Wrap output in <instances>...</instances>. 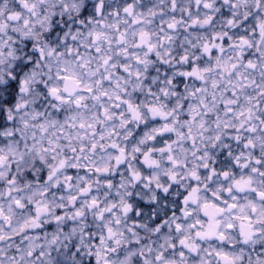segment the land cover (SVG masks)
Wrapping results in <instances>:
<instances>
[{
  "label": "flooded vegetation",
  "instance_id": "obj_1",
  "mask_svg": "<svg viewBox=\"0 0 264 264\" xmlns=\"http://www.w3.org/2000/svg\"><path fill=\"white\" fill-rule=\"evenodd\" d=\"M151 1L146 0L147 8L140 11H121L124 18L102 17L104 11L100 18L94 14L89 20L90 25L96 22L94 32H104L102 26L110 29L111 42L116 44L107 46L105 52L93 46L82 48L80 57L83 61L88 56L85 62L96 72L89 74L84 69L80 81H138L142 75L131 72L133 64L142 69L149 62L178 65L173 77L174 111L150 110L146 100V106L111 107L114 159L128 172L132 161H138V172L147 176L138 173L141 178L135 182L143 180L145 185L139 191L148 200L93 202L86 206L83 149L60 155L68 163L77 162L76 174L74 165L60 170L77 178L76 199L61 201L52 200V185L38 177L35 170L27 185L17 169L0 156V264H96V258L98 264H264L261 155L254 159L253 176H234L239 158H244V145H264V0H158L159 9L150 8ZM29 2L0 0V24L7 27L13 23L17 27L33 22L36 27L35 19L43 2ZM26 7L30 10L22 15L18 9ZM82 27L86 30L83 23ZM190 37L198 50L188 54L187 60L180 56L179 44ZM171 41L172 45L177 42L173 60L149 56L154 50L167 54ZM33 47L34 42L30 43ZM59 58L62 67L53 69L49 65L47 81L70 80L64 67L66 60ZM202 61L209 62L214 73L200 74ZM186 62L189 69L182 68ZM229 63L237 66V74L228 72ZM59 70L61 74L57 73ZM148 77L156 75L143 78ZM157 77L164 80V74ZM163 92L159 88L162 97ZM140 112L142 119L134 120L132 113ZM144 116L149 120L144 121ZM138 128L155 129L149 140L167 136L169 143L156 149L133 148L134 129ZM149 134L140 133L141 137ZM179 161L199 163L190 179L191 188H179L185 181L176 180L164 170L160 182L151 184L148 173L160 164L167 166V162L175 169ZM228 162L232 170H228ZM51 166L46 164L47 172ZM179 167L183 172L186 164ZM117 176L118 182H125L124 196L130 198L133 191L127 185L128 176ZM246 182L249 185L244 190ZM176 188L181 197L172 194ZM62 189L66 193L70 187ZM249 193L251 200L243 202ZM201 196H205V201H200ZM249 202L253 207L247 216L244 204ZM206 208L204 216L202 211ZM245 228L251 235L247 240L243 237ZM103 241L112 250L107 246L101 249Z\"/></svg>",
  "mask_w": 264,
  "mask_h": 264
},
{
  "label": "trees",
  "instance_id": "obj_2",
  "mask_svg": "<svg viewBox=\"0 0 264 264\" xmlns=\"http://www.w3.org/2000/svg\"><path fill=\"white\" fill-rule=\"evenodd\" d=\"M24 1L29 2V0ZM82 1L86 0H73L71 6L68 4L69 9L65 18L73 16L75 14L73 13L74 10H80L78 3ZM105 1L108 0H103L100 6L93 5L91 8H89L86 3L80 11V13H82L80 14L82 21L87 22L91 10L96 11L97 9H105L109 11H120L121 9L130 8L131 4L139 10L147 8L143 6L144 0H142V3H139L141 2L140 0H109L104 4ZM53 2L61 3L57 0H53ZM172 3L173 2H171V4ZM62 4L63 2L61 5ZM48 7L54 9L56 6L53 4ZM48 7L40 10L39 16L35 19L36 27H34L33 22L22 23L17 27H0V109L3 108L4 110L0 112V155L3 156L8 165L12 168L16 167L19 160L29 161L31 169H27L25 172H20L18 170L19 178L22 182L29 185V179L33 177L32 173L34 171L33 167L35 161L38 164L35 169L38 168L39 177L44 178L46 181L49 176V173L46 171V164L51 163L54 165L59 158H61L60 155L66 151L76 154L80 149H83V184L86 187L98 186L97 192L102 196L103 192H106L105 190L108 185V189H110L112 188L111 186L117 182L115 171L118 168L115 167V164L117 163L118 165L119 162L113 161L111 155L112 147L110 146V141L113 139L111 138V132L114 128L111 125L113 121L112 115L109 114L110 117L107 119L108 122H110V130L108 133L107 131H105V133H98L94 128L97 129L99 126L94 122L92 123V127H90L91 122L94 120H91L90 117H92L94 111H92L88 118L86 115V119L80 121V118H77V121H74L67 117L78 115L81 111L74 109L69 111L66 109L51 110L49 108L50 106L58 105L55 101L51 102L49 93L55 91L60 81L46 80V70L49 65L44 67L43 63L49 58V51H54V57L51 56V66L53 69L57 66L61 68L59 57L63 56L64 49H62V46H65L64 43H69V40H73V44L77 45L78 35L79 39L82 35L80 31L71 29L74 26L73 23L68 25L72 30L70 32H67L68 30H63L61 25L58 27L59 30L53 32L52 24L56 25V21L51 20ZM156 7L157 5H155V8ZM166 8L169 7L166 6ZM60 12L62 13V11ZM107 16L111 15L107 13ZM116 16H118V14ZM50 23L51 26H49ZM117 25L120 26L119 24ZM123 27L128 28L129 26ZM121 31L124 32L125 30L122 28ZM90 34H93V32L88 31L82 37V39H84L82 45L85 46L83 49L88 48L90 45V39L85 41ZM110 38L112 37L109 35L106 41L103 42L102 50L107 48L108 44H116V42H111ZM182 39H185V36L182 37ZM32 42H34V47L30 48V43ZM190 42L191 37L190 39L180 42L179 51L181 57L188 56L190 52ZM36 44L38 45L36 46ZM170 44L171 48H169V52L167 53V51H165L167 54L161 55L160 51H155L154 54L149 56L173 60L175 57L174 54L177 52V42L172 45L171 41ZM65 59L66 57H64V60ZM39 61L43 62L39 63ZM132 66L133 69L131 72L140 76L142 75L140 79H143L144 75L147 74L156 75L155 78L148 77L141 81L142 84L148 82V90H157L162 81L166 92H173L175 89V86H171L170 83L174 82L173 77L178 73V65H174V63L158 64L156 62H149L145 69L137 67L135 64ZM227 68L228 72H237L235 65H228ZM83 72L82 70V73ZM198 72L203 75L214 73L211 64L207 61H202L200 63ZM57 73L61 74V71L59 70ZM88 73L96 72L92 70ZM191 73L194 72L191 71ZM161 74H164V80L157 77ZM135 82L136 81H133L130 84L127 88V94H125L129 98V103L132 104V106L140 105L141 100L145 98L144 90H146V88L142 89V84L139 85ZM42 84H44V86H42ZM100 88L101 87H98V89ZM111 93H113L112 90H110V94ZM120 93L122 92L120 91ZM171 95L172 93H169L172 99L173 96L171 97ZM64 105L78 106V103L68 102ZM173 106L174 103L172 102L171 107ZM18 107H21V109L18 110ZM89 111L90 110L86 111L85 114ZM11 112H13V114H11ZM95 112L99 113L100 110L96 109ZM11 118L12 120L8 121ZM102 120L103 123L106 122L105 119ZM82 125H85L83 127L85 128L83 132L80 131ZM91 128L94 131L93 136H90ZM137 130H139V128ZM139 139V137L133 136V142ZM75 160H77V158H75ZM106 161H108V164L105 163ZM72 164L75 165L74 174H76L77 163L74 162ZM71 176L72 175H68L67 178ZM49 178H51V182L53 186H55L56 177L50 175ZM39 180L41 181V179ZM61 181V179L57 180L58 183H61ZM75 182V187H77V178ZM61 196L62 194L60 197ZM84 197H87L85 192Z\"/></svg>",
  "mask_w": 264,
  "mask_h": 264
},
{
  "label": "rangeland",
  "instance_id": "obj_3",
  "mask_svg": "<svg viewBox=\"0 0 264 264\" xmlns=\"http://www.w3.org/2000/svg\"><path fill=\"white\" fill-rule=\"evenodd\" d=\"M58 2H63V4L61 5V3H54L53 0H46L45 6H43L44 9H46L49 5H55L56 7L54 9L49 8L48 10L50 11V18L51 20L56 21L55 24H52L53 27V32L59 30V25H61V28H63V30H68L67 32L72 31L71 29H75L76 31H80V33L83 31L81 29L82 26V17L78 16L82 13H80V11L82 10V8L84 7V5L87 3L88 7L91 8L93 5H100L102 3V0H86V1H82L79 2V9L80 10H74L73 13H75L73 16L68 18H65L66 14L68 13V4L69 6L72 5L73 0H57ZM23 2H27V1H23ZM30 2H28L29 4ZM27 4V3H26ZM166 5H164L165 7ZM27 8V7H26ZM25 8V11H26ZM42 8V9H43ZM64 9V10H63ZM159 9V6L158 8ZM163 9V8H161ZM33 10V9H32ZM54 11V12H51ZM62 11V13L60 12ZM78 14V15H77ZM12 15V14H9ZM47 15V13H46ZM48 16V15H47ZM75 24L71 29L68 27L69 24ZM1 25V24H0ZM81 25V26H80ZM49 26H51V23L49 24ZM2 27V26H0ZM52 32V33H53ZM66 32V33H67ZM66 35V34H65ZM64 35V36H65ZM92 36L91 41L93 40ZM77 40V38H76ZM74 41L73 40H69V43H64V47L62 46V49H64L63 51V57H66V65L65 70H66V75L68 77V79L77 81V83H79L82 87H83V94L81 95L80 99L78 100L82 106L80 108H77V110L82 111L81 114L78 115H71L68 116L67 118H71L74 121H77V118L80 117V121H82V117L83 119H86V115L87 118L91 115L92 111H94V113L92 114L91 120H93L90 124V127H92V123L94 122L97 126H99V128H94L96 130V132L98 133H105V131L110 130V122H108V118L109 116V111H110V106H117V103L113 104V99H116V96L119 94L118 93V89L112 91L113 93L110 94V86L109 84H105L103 82H99V81H80V79H82V77L80 76V74L82 73V70L87 69L88 72L94 70V67H90L88 66L89 64H86L85 60L88 59V56H85V59L80 60L81 58V50H82V46L80 44V40H79V35H78V43L77 45L73 44ZM38 44H36L37 46ZM99 48H101V46H99ZM55 52L54 51H49L48 56L49 58H47L46 61H44V67H46L47 65L51 66V56L54 57ZM73 59H77L78 63H75L73 61ZM41 61H39L40 63ZM91 63H93V61H90ZM49 67V66H47ZM80 72V73H79ZM45 83V82H43ZM42 86H44V84H42ZM62 86V85H61ZM148 86V82L145 84H142V89H145ZM98 87H101L100 90H98ZM59 88L60 87V82L58 84V87L55 89V91H57V95L55 94H49V97L51 99H55V101L60 104V101H75L76 99H78V97H73L71 99H67L64 97H60L59 94ZM173 94V93H172ZM54 97V98H53ZM127 96L121 97L119 96V107H123L127 102L128 99H125ZM189 106V104H188ZM187 106V107H188ZM53 107H56V105H53ZM58 109L63 108V105H59L57 106ZM171 111H174V109L172 107H168ZM18 110L21 109V107L17 108ZM70 109H75L74 107L70 108ZM99 109L100 112L96 113L95 110ZM90 110L87 114H85L86 111ZM4 111L3 108L0 109V112ZM9 112V111H8ZM118 112V111H116ZM11 114H13V112H11ZM82 115V116H80ZM117 116H119V112L117 113ZM143 114L140 112L137 115H133L132 113V118L135 120L136 118L142 119ZM105 119L106 122L103 123V120ZM11 119H9L8 121H11ZM143 120H149V118L147 119L145 116L143 117ZM85 125L81 126L80 131L83 132V130H85V128H83ZM90 136L94 135V131L92 130V128L90 129ZM155 131V129H148L147 132H149V137L151 139L153 132ZM146 132V131H145ZM144 132V133H145ZM145 137V136H144ZM144 137H140V139L136 142L132 143L133 148L142 150L143 147H149L150 148H154L156 149V147H163L165 146V144L169 143L170 137L167 136H161L159 138H156L155 140H149V141H144L143 138ZM111 139V138H110ZM94 144V143H93ZM110 146H113V141H110ZM161 147V148H162ZM254 151H256L254 153ZM244 158H239V163L238 164V168L237 170H235L234 172V176L237 177H246L247 175H251L253 176L252 172H253V168H254V159H256L257 155H261L262 162L264 163V145H260V146H252V145H244ZM255 154V155H254ZM259 161V160H258ZM106 164H108V161L105 162ZM167 166L165 167L164 165L160 164V167L155 169L154 171H151L149 174V179L151 180V184L156 185V183L160 182V178L163 176V172L162 170H164V172L167 173H171L174 178L177 180L178 178H181L182 181H185V183H180V187L181 189H189L191 188V186L193 185V183L190 181V179H193L194 176L193 174L195 173V170L198 169L197 166L199 163H194V162H183V161H179L178 164L179 166L186 164V169L185 171H180V167L177 165V167L175 169H173V167H170L168 162L166 163ZM228 170H232L229 166V164H231V162H228ZM62 165V163L58 166L57 164H54L51 166V168L49 169V172L53 174L54 170L58 167H60ZM16 168L20 171V172H25L27 169H31V164L29 163V161H25V160H19L16 164ZM37 170V168H36ZM142 171L138 172V168L134 165L131 166V168H129V172H128V180H127V185H130L132 187V191L133 193H131V197H126L124 196L125 192H123L122 187L125 185V182L123 180H120L119 182H117L116 184H113L110 188L108 189V186L106 187L107 189L105 190L106 192H103V195H99V193L97 192L98 186H88L86 187L83 184V193L85 192L87 194V197L83 196V201L85 203V205H89L93 202H101V203H117V202H138V201H147L148 199L143 197V193H140V186L141 185H145V183L143 182V180L140 183H136L135 179L137 178L138 173H140L142 175V177H146L147 175L144 173H141ZM184 172L186 173L184 175ZM189 178V179H188ZM73 181H76V178L73 177L72 178ZM73 187L70 189L67 198L68 199H73L76 197V182L73 183ZM173 189L172 190V194L175 196H179L181 197V193L178 194V189ZM252 197V193H249L248 196H245L243 199V202H248V200L250 201ZM250 198V199H249ZM71 199V200H72ZM76 199V198H75ZM67 200V199H66ZM202 200V201H201ZM201 202L205 201V196H201L200 199ZM245 205V209L247 213V216L249 214L250 209L253 207V204L251 202H249V204H244ZM86 212L89 211V207H86ZM90 212V211H89ZM88 212V213H89ZM86 214V213H85ZM87 214L85 215V217L87 218ZM86 234V231H85ZM106 238H108V235L105 236ZM88 243H86L87 245ZM107 246L109 250H112L111 247H109V245L103 241V244L101 246L105 247ZM89 247V244H88ZM95 263L98 264V259H95Z\"/></svg>",
  "mask_w": 264,
  "mask_h": 264
},
{
  "label": "water",
  "instance_id": "obj_4",
  "mask_svg": "<svg viewBox=\"0 0 264 264\" xmlns=\"http://www.w3.org/2000/svg\"><path fill=\"white\" fill-rule=\"evenodd\" d=\"M76 89H77V86L72 82H67L64 86V92H66L69 95L73 94L76 91ZM203 214H205V212H203ZM244 235H245V233H244ZM245 236L249 237V235H247V234Z\"/></svg>",
  "mask_w": 264,
  "mask_h": 264
}]
</instances>
